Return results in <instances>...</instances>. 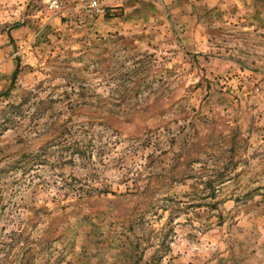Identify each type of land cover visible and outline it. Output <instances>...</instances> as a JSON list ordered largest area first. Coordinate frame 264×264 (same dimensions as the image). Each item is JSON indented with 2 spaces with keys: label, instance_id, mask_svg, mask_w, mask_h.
<instances>
[{
  "label": "rangeland",
  "instance_id": "obj_1",
  "mask_svg": "<svg viewBox=\"0 0 264 264\" xmlns=\"http://www.w3.org/2000/svg\"><path fill=\"white\" fill-rule=\"evenodd\" d=\"M54 1L0 0V264H264V0Z\"/></svg>",
  "mask_w": 264,
  "mask_h": 264
},
{
  "label": "trees",
  "instance_id": "obj_2",
  "mask_svg": "<svg viewBox=\"0 0 264 264\" xmlns=\"http://www.w3.org/2000/svg\"><path fill=\"white\" fill-rule=\"evenodd\" d=\"M78 131V130H76ZM77 133H73L71 132L70 128L65 127V129L62 131V137L59 139V137H56L55 139L52 140V142H54L52 145L56 146L58 148V151L61 153L60 154V159H58L57 162H61V161H67V163H74L75 160L77 159L75 156V149L76 146L79 145V143L81 142L80 139H78V137L76 136ZM74 135V136H73ZM67 136V137H65ZM91 141V140H90ZM50 144H47V146H45V149L43 151H48ZM86 146V147H85ZM83 147H85L83 149ZM83 147L80 148V150L78 151L79 155H82L83 151H85V149L89 148L88 145H84ZM73 149V151L70 153V155H68L67 153L65 154L64 151L66 150H70ZM71 183L70 185H74V183H72V180L70 181Z\"/></svg>",
  "mask_w": 264,
  "mask_h": 264
},
{
  "label": "built area",
  "instance_id": "obj_3",
  "mask_svg": "<svg viewBox=\"0 0 264 264\" xmlns=\"http://www.w3.org/2000/svg\"><path fill=\"white\" fill-rule=\"evenodd\" d=\"M54 2L56 3L58 0ZM91 5L95 7L99 13L105 12V7H103V4L99 0H92Z\"/></svg>",
  "mask_w": 264,
  "mask_h": 264
}]
</instances>
